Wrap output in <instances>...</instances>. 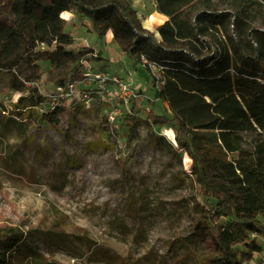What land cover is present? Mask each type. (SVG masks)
<instances>
[{"label": "rangeland", "instance_id": "374dc122", "mask_svg": "<svg viewBox=\"0 0 264 264\" xmlns=\"http://www.w3.org/2000/svg\"><path fill=\"white\" fill-rule=\"evenodd\" d=\"M81 1L91 5L98 0ZM130 1L141 26L158 38L156 28L162 22L150 24L151 16L159 13L155 1ZM220 1V8L238 10L237 3ZM67 12L60 17L72 39L68 49L89 48L96 57L88 54L84 70L64 81L88 73L76 89H88L96 97L86 105L64 107L58 115L33 111L28 117L14 107L20 93L9 88L11 72L0 69V226L32 231L19 245L14 264H202L210 251L191 234L194 201L201 200L191 161L152 144L158 133L175 144L172 131L141 122L133 129L132 143L124 144L127 121L121 115L145 112L158 84L157 69L128 57L111 31L98 38L86 16ZM253 27L264 30V9ZM73 64L62 60L51 67L40 60L36 74L31 65L20 69L31 79L28 89L47 106L48 95L56 92L54 78ZM119 81L125 91L141 97L129 100ZM99 89L111 102H105L106 110L117 112L119 121L112 129L105 121L101 94H94ZM156 103V109H164ZM257 240L262 251L247 264L264 259V238Z\"/></svg>", "mask_w": 264, "mask_h": 264}, {"label": "trees", "instance_id": "16d2710c", "mask_svg": "<svg viewBox=\"0 0 264 264\" xmlns=\"http://www.w3.org/2000/svg\"><path fill=\"white\" fill-rule=\"evenodd\" d=\"M154 1L165 17L156 28L158 38L141 26L130 0L91 5L0 0V69L11 72L9 88L20 93L14 107L31 117L40 102L28 89L31 79L22 76L21 66L31 65L36 74L40 60L51 67L71 60L72 67L54 78L62 86L67 75L84 70L88 54L96 57L89 48L68 49L72 39L64 31L62 12L86 16L98 38L111 31L122 52L145 68L154 65L159 73L153 99L142 107L145 116L131 111L123 116L124 144L132 143L133 129L141 122L170 129L175 144L159 133L152 144L191 161L201 198L194 201L191 234L210 251L201 263L247 264L262 251L257 237L264 238V30L253 27L264 0H224L238 4L233 11L220 8L219 0ZM156 101L163 110L155 108ZM61 109L41 115H58ZM31 233L0 226V264H14L19 245Z\"/></svg>", "mask_w": 264, "mask_h": 264}, {"label": "built area", "instance_id": "2783aa9c", "mask_svg": "<svg viewBox=\"0 0 264 264\" xmlns=\"http://www.w3.org/2000/svg\"><path fill=\"white\" fill-rule=\"evenodd\" d=\"M42 48V47H41ZM142 66H144V63L142 64ZM149 67H153L156 68L154 65H149ZM88 73H81V75H79L78 77L76 76V78H71L68 81L66 80L65 83L62 86H57L56 88V92H54V95H48V102H47V106H43L40 103V106H38L37 111L38 113L42 114V113H46L49 109H53L55 107L58 108H64L67 106H74L77 104H87L89 101L92 100L91 96L96 97L94 95H92V91L89 92L90 90L88 89H81L78 90L76 89V85L77 83H82L84 80L87 79V75ZM99 75H95V77H98ZM95 77H91L89 80H94L96 79ZM105 77H103L104 79ZM102 79V81H103ZM115 81L116 78H114ZM81 86V85H80ZM119 87L121 88L122 92H129L128 93V98L129 100H136L138 98L141 97L140 94H136L133 91H125L126 87L124 85L121 84V82L119 81ZM100 88V87H99ZM104 88V87H102ZM105 89V88H104ZM100 92H94V94H101V97L98 98H102L100 102H104V105H106V107L103 108V111L105 109V121L107 123V125L109 126L110 129H112V126H116V123L119 121L118 117H116L117 112L114 111H107V103H111L110 101H107V99H103V94H102V89H99ZM53 94V93H52ZM105 102H107L105 104ZM112 103H114V100H112ZM121 115V112H120ZM122 118L124 115H121ZM120 116V117H121ZM251 264H264V259L263 258H259V261H252Z\"/></svg>", "mask_w": 264, "mask_h": 264}, {"label": "bare ground", "instance_id": "6f19581e", "mask_svg": "<svg viewBox=\"0 0 264 264\" xmlns=\"http://www.w3.org/2000/svg\"><path fill=\"white\" fill-rule=\"evenodd\" d=\"M68 13L67 11L62 12V14H66ZM165 20V17L159 13H157V15L155 16H151L150 18V24H154V23H161ZM168 133L170 134V131H168ZM184 159L187 161H190V159L187 156H184Z\"/></svg>", "mask_w": 264, "mask_h": 264}]
</instances>
